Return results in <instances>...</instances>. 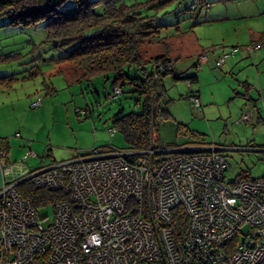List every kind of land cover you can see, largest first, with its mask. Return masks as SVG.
I'll return each instance as SVG.
<instances>
[{"label":"rangeland","instance_id":"rangeland-1","mask_svg":"<svg viewBox=\"0 0 264 264\" xmlns=\"http://www.w3.org/2000/svg\"><path fill=\"white\" fill-rule=\"evenodd\" d=\"M117 1L132 6L136 13L132 16H146L161 26L139 41L142 62L165 53L172 76L196 74L197 84H191V90L186 81H172L169 75L162 78L163 108L169 117L157 121L160 145L221 149L227 162L226 185L240 172L252 178L262 176L264 153L247 147L263 146L264 121L236 123L252 100L264 98L262 50L250 53L251 62L248 58L238 62L245 55L238 51L230 59L238 66L221 71L220 78L213 66L221 52L264 38V0H203L208 4L206 11L202 4L191 9L193 0ZM96 8L98 4L92 10ZM5 21L0 14V141L6 139L9 144L7 157L0 159V183L4 170L11 174L17 168L33 170L93 148H123L121 135L115 131L109 137L108 129L119 111L139 112V105L134 104L138 96L123 87L112 97L110 74L80 78L75 65L60 60L68 48L52 47L43 21L25 25ZM208 51L213 52L206 54V61L196 71L195 57ZM188 93H196L200 107L188 104L184 98ZM36 101L38 105L32 106ZM40 214L50 218L52 208L44 207Z\"/></svg>","mask_w":264,"mask_h":264},{"label":"built area","instance_id":"built-area-1","mask_svg":"<svg viewBox=\"0 0 264 264\" xmlns=\"http://www.w3.org/2000/svg\"><path fill=\"white\" fill-rule=\"evenodd\" d=\"M157 145L152 136L144 151L96 149L2 171L0 264H259L264 177L226 185V160L213 148L184 157ZM25 182L57 197L36 207L19 193ZM47 206L50 218L40 214ZM177 207L185 229L174 240Z\"/></svg>","mask_w":264,"mask_h":264},{"label":"trees","instance_id":"trees-1","mask_svg":"<svg viewBox=\"0 0 264 264\" xmlns=\"http://www.w3.org/2000/svg\"><path fill=\"white\" fill-rule=\"evenodd\" d=\"M97 4L96 11L92 10ZM201 4L206 11L208 4L203 3V0H193L191 9ZM131 7L122 5L117 0H0V14L6 20L5 24L25 25L43 21L46 38L52 42V47L68 48L60 60L70 61L75 65L81 71L79 72L80 78L89 80L95 75L110 74L112 77L111 88H117L120 94L122 88L126 87L129 92L138 96V99H134V104L139 105V112L122 113L119 111L112 119V128L108 129L109 137H112L115 131L121 135L124 143L123 148L117 149L112 146L107 148L120 151H144L149 148L154 133L157 146L182 154L184 157L188 156L190 152L208 151L206 148H210L209 145L163 146L158 143L157 121H166L169 117V113L163 108L165 103L162 98L165 90L162 87V78L169 75L172 81H186L189 90H191V84H197V79L196 74L186 75V78L172 76L170 60L165 53L157 55L149 62L141 61L137 48L139 41L161 26L155 25L153 19L146 16H132L136 13ZM254 46L257 48H253ZM259 50H262L264 56V38L257 42H249V45L242 48L232 46L228 53L221 52L220 56L214 59L213 69L224 65L238 54V51H242L245 55L241 56L248 58V62H251L250 53ZM210 52L213 51L201 52L199 57H195L193 67L196 71L202 64L199 63L200 56H204L206 60V54ZM223 55L226 57L221 60L219 65H216L215 61ZM240 60L241 57L238 62ZM238 62L235 66H238ZM130 68H135L131 70L132 74L128 71ZM184 98L191 107H200L196 93H188ZM194 99L198 101L197 104ZM262 99L263 97H258L257 100H252V105L239 113L236 123H254L256 125L259 120L264 121V117L257 111L258 108H261L259 105ZM110 130L113 131L111 136L109 135ZM4 140L0 141V144ZM263 147L264 144L261 147L250 146L247 149L256 150ZM211 148L216 149V153L222 155L219 152L221 149ZM191 149L196 150L190 151ZM0 152L5 157V152L1 148ZM82 153L86 154L88 151ZM225 163L227 168V162L225 161ZM263 177L264 173L262 176L252 178L249 173L240 172L232 182H254ZM21 186L20 195L28 197L36 207L48 205L51 199L57 197L54 193L32 187L28 182ZM180 211V207L174 209L171 222L168 225L174 240L179 238L185 229L184 217L181 214H175ZM259 264H264V258Z\"/></svg>","mask_w":264,"mask_h":264},{"label":"crops","instance_id":"crops-1","mask_svg":"<svg viewBox=\"0 0 264 264\" xmlns=\"http://www.w3.org/2000/svg\"><path fill=\"white\" fill-rule=\"evenodd\" d=\"M243 56V55H242ZM242 56H240L241 57V59L243 58ZM242 64V63H241ZM236 64H231V62H230V59L224 64V65H222L221 67H219V68H217V73H216V76H217V78H220V77H223V74L224 73H222L221 71H225V70H229V69H231V70H234L237 66H235ZM198 97V96H197ZM261 108L259 109L258 108V114L260 115L261 114V116H264V114H263V112H264V98L262 99V102H261V105H259ZM258 107V106H257ZM263 114V115H262ZM157 140H158V138H157ZM159 143V142H158ZM160 144V143H159ZM1 146H0V148L5 152V155H6V157H7V152H8V148H9V144H8V141L7 140H4V142H1V144H0ZM164 146V145H163ZM259 149H261L262 151H261V153H264V147L263 148H259ZM260 151V150H259ZM7 159V158H6ZM230 183H232V182H230Z\"/></svg>","mask_w":264,"mask_h":264},{"label":"water","instance_id":"water-1","mask_svg":"<svg viewBox=\"0 0 264 264\" xmlns=\"http://www.w3.org/2000/svg\"><path fill=\"white\" fill-rule=\"evenodd\" d=\"M206 149H209V148H206ZM196 149H191V151H195ZM216 150V149H214ZM260 150V151H259ZM248 151H252V152H261L262 150L261 149H256V150H248Z\"/></svg>","mask_w":264,"mask_h":264}]
</instances>
